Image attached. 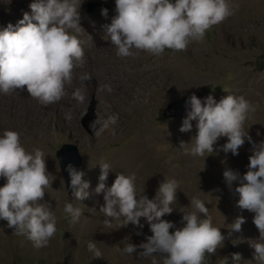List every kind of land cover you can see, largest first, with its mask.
Returning <instances> with one entry per match:
<instances>
[{
    "label": "rangeland",
    "instance_id": "1",
    "mask_svg": "<svg viewBox=\"0 0 264 264\" xmlns=\"http://www.w3.org/2000/svg\"><path fill=\"white\" fill-rule=\"evenodd\" d=\"M88 1L91 0H83L81 5L85 32L79 38L83 42L84 63L74 70L66 95L59 102L44 106L26 89L9 95L0 93V134L15 130L26 149L39 147L50 155V164L46 159V165L56 179L46 190L45 199L51 202L57 217L55 236L47 247L41 248L34 247L26 236L16 235L6 221L0 220V264H163L165 257L161 254L145 258L123 252L127 244L138 245L152 235L144 218L140 230L143 234L136 235L139 229L132 224L117 229L119 222L108 223L100 212L103 193L93 191L100 164L112 166L120 160L122 172L135 173L137 192L149 199L154 198L156 186L164 179L175 178L179 182L177 202L173 205L176 209L163 217L177 227L182 226V212L190 210L194 197L205 202L213 225L221 228L226 237L237 216L246 218L241 232L227 238L215 254H206L205 264H223L225 257L228 264H236L232 253L241 254L238 264H257L249 244L259 236L253 223L254 213L236 206L239 195L229 191L223 178L225 168L243 176L248 170L252 145L246 140L234 156L220 149L227 141V137H221L211 155L186 154L179 147L180 141L192 146L197 122H191V131L181 132L186 113L165 116V109L179 97L193 93L212 94L217 102L227 94L242 95L256 106L244 127L253 141H264V0H231L239 5L238 11L210 28L202 41L191 42L186 51L166 48L157 56L134 49L129 57H119L106 37L104 26L117 14L115 0H95L101 2L95 12L88 11ZM32 2L6 0L5 6H0V30L9 23L15 26L24 12L30 13ZM102 8L108 9L106 17L101 14ZM77 89L85 97L83 102L73 97ZM112 117L117 118L115 124ZM62 143L75 145L81 157L79 170L85 173L83 179L90 182L91 193L83 201L76 200L66 189L56 157ZM136 144L141 147L135 148ZM68 151L67 155L74 158V150ZM116 174L109 171L106 186H111ZM5 182L0 177V187ZM237 185L234 182L233 188ZM66 202L83 209L75 224L63 211ZM89 241L95 242L102 257H94L89 251Z\"/></svg>",
    "mask_w": 264,
    "mask_h": 264
},
{
    "label": "clouds",
    "instance_id": "2",
    "mask_svg": "<svg viewBox=\"0 0 264 264\" xmlns=\"http://www.w3.org/2000/svg\"><path fill=\"white\" fill-rule=\"evenodd\" d=\"M82 3L83 0H33L30 13L24 12L15 26L9 23L0 30V93L9 95L26 89L44 106L59 102L66 95L74 70L85 58L79 38L85 32L81 25ZM115 9L117 14L104 26L106 37L119 57H129L134 49L157 56L166 48L186 51L191 42L202 41L210 28L233 16L239 5L231 0H115ZM107 13V8L101 9L103 16ZM104 87L112 91L109 85ZM73 97L79 102L85 98L79 89ZM185 108L179 130L189 132L191 122H197L192 146L180 141L179 147L186 154L211 155L221 137H227V141L220 149L234 156L246 140L252 145L248 170L243 176L225 168L223 178L229 191L239 195L236 206L254 213L253 223L259 236L249 244L254 249L253 259L264 264V141H253L244 127L256 106L242 95L227 94L217 102L209 94L202 102L193 93L185 101ZM111 122L115 124L117 118L112 117ZM46 157L39 147L26 149L17 131L4 130L0 134V177L6 181L0 187V220L6 221L16 235L26 236L36 248L47 247L57 232V217L51 202L45 199L46 190L56 179L47 169ZM100 169L93 191L103 193L100 212L107 222L118 221L117 229L132 224L139 229L136 235H142L144 218L152 233L146 242L127 244L123 248L127 254L145 258L161 254L165 257L163 264H205L206 254H215L227 238L242 231L246 222L243 215L237 216L226 237L221 228L213 225L205 202L194 197L190 210L182 212V226L177 227L173 221L163 219L176 209L173 205L177 202L179 182L175 178L164 179L154 198L149 199L137 192L135 173H117L109 187L106 181L112 168L104 163ZM66 171L71 196L78 201L89 198L90 182L83 179V170L69 163ZM234 182H238L235 188ZM63 211L75 224L83 209L66 202ZM87 247L94 257H102L95 242L89 241ZM241 259L240 253H232L233 262L238 264ZM223 264H228L227 257Z\"/></svg>",
    "mask_w": 264,
    "mask_h": 264
},
{
    "label": "water",
    "instance_id": "3",
    "mask_svg": "<svg viewBox=\"0 0 264 264\" xmlns=\"http://www.w3.org/2000/svg\"><path fill=\"white\" fill-rule=\"evenodd\" d=\"M86 6L88 8L89 12H95L99 7H101V2L91 0L86 3ZM199 98L202 99L206 97L205 94L197 93L196 94ZM189 96H182L179 97L177 100L167 104V107L165 109V116H175L180 115L183 113H186L185 108V101L187 100ZM68 150H74L75 157H69L67 154L69 153ZM68 151V152H67ZM56 157L62 172L63 179L66 184V189L69 194H71V189L69 187L70 185V176L68 172L66 171V167L69 163H71L77 170H79L81 165V157L76 151V147L73 144L70 143H62L60 148L56 152Z\"/></svg>",
    "mask_w": 264,
    "mask_h": 264
},
{
    "label": "bare ground",
    "instance_id": "4",
    "mask_svg": "<svg viewBox=\"0 0 264 264\" xmlns=\"http://www.w3.org/2000/svg\"><path fill=\"white\" fill-rule=\"evenodd\" d=\"M6 0H2V3H0V6H3L5 4ZM5 6V5H4ZM135 148H140L141 145L140 144H136L134 145ZM46 159L48 160V164H50V155L49 154H46ZM48 167H50L48 165ZM112 170H110V174H114V173H119V172H122L124 170L122 164H121V160L112 164L111 166ZM49 169V168H48ZM159 185L156 186V190L158 189Z\"/></svg>",
    "mask_w": 264,
    "mask_h": 264
}]
</instances>
